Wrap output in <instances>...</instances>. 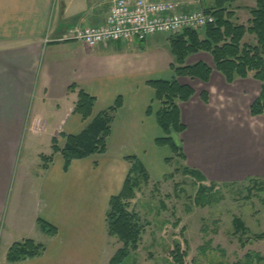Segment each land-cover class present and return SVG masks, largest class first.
<instances>
[{
  "label": "crops",
  "instance_id": "obj_1",
  "mask_svg": "<svg viewBox=\"0 0 264 264\" xmlns=\"http://www.w3.org/2000/svg\"><path fill=\"white\" fill-rule=\"evenodd\" d=\"M111 5L112 0H0V264H10L9 250L26 240L44 245L46 251L16 264H100L109 202L122 192L131 171L127 158L137 157L148 170L165 157L159 152L166 147L156 144L165 137L157 122L161 106L148 82L171 81L174 73L170 79L125 74L102 56L113 46L133 43L94 50L61 41L72 29L103 24ZM193 5L187 1L184 10ZM204 63L213 69L208 83L178 79L195 95L179 103L187 131L176 135L182 143L173 138L187 164L207 175L193 158L206 157L204 140L219 136L212 128L207 131L214 126L209 118L218 119L220 111L235 107L236 92L242 93V83L248 80L228 84L213 60ZM73 86L76 91H71ZM79 91L97 100L88 121L75 113ZM119 98L122 106L114 117L107 153L75 160L66 170L63 156L53 154V140L63 147L62 136L80 135ZM192 129L193 145L185 140ZM42 156H53L47 169ZM219 173L207 177L221 180ZM39 220L57 228L58 234L47 236Z\"/></svg>",
  "mask_w": 264,
  "mask_h": 264
},
{
  "label": "rangeland",
  "instance_id": "obj_2",
  "mask_svg": "<svg viewBox=\"0 0 264 264\" xmlns=\"http://www.w3.org/2000/svg\"><path fill=\"white\" fill-rule=\"evenodd\" d=\"M204 1L198 0L190 10L206 13ZM255 8L254 0H240L233 6L234 23L248 27ZM169 38L158 35L146 43L135 42L118 49L113 46L102 56L116 71L170 79V62L174 63V59ZM245 42L256 44V39L247 36ZM208 60L213 59L200 53L191 56L187 65ZM242 85V93L236 88L235 107L222 110L223 114L220 111L218 119L209 118L214 126L206 127L207 131L212 128L220 133L216 137L205 136L206 157L193 158V164H199L209 177L218 176L219 169L221 180H209L203 174L207 179L204 185L216 184V191L205 195L204 202L198 205L199 183L183 174L184 168L191 167L180 158H173L169 148L161 149L159 153L165 157L149 167V183L139 179L140 188L131 202L130 210L148 225L139 250L125 264H175L173 253L177 247L186 254L184 264H264V116L255 118L250 114L252 104L260 96L261 84L255 86L250 79ZM195 86L200 90L198 84ZM193 135L195 139V129L185 138L192 145ZM173 136L182 143L180 137ZM167 159H172V165ZM236 219L242 220L246 230L236 228ZM121 248L117 239L107 237L100 264H110ZM249 254L259 255L262 260H249Z\"/></svg>",
  "mask_w": 264,
  "mask_h": 264
},
{
  "label": "trees",
  "instance_id": "obj_3",
  "mask_svg": "<svg viewBox=\"0 0 264 264\" xmlns=\"http://www.w3.org/2000/svg\"><path fill=\"white\" fill-rule=\"evenodd\" d=\"M239 1L212 0L211 3L204 1L207 8L206 14L212 16L215 23L204 31H186L181 35L170 36L171 54L174 59L171 70L174 78L171 81L148 82L156 93V101L161 106L157 114V122L165 135L164 138L158 139L156 144L159 147L169 148L173 158H180L187 162L186 154L174 140L173 134L180 136L187 131L181 118L179 103H187L195 95L192 87L180 84L178 79L191 78L208 83L213 74V69L204 62L188 66L187 61L191 56L200 53L210 55L215 69L225 77L228 84H234L237 80L250 79L261 83L260 96L252 104L250 114L255 118L264 116V0H254L256 8L251 11L252 19L248 27L234 23L236 15L233 6ZM247 36H254L256 44L246 43ZM76 90L75 86L71 87V91ZM204 98L205 102H208L206 94ZM96 103L97 100L94 97L79 91L75 113L84 121H88L93 116ZM121 106L122 100L119 98L112 108L94 118L80 135L62 136L65 140L63 147H60L57 139L53 140V154L60 153L63 156L66 170L75 160L107 153L114 117ZM172 159H167L166 162L172 165ZM41 160L43 167L47 169V165L53 162V156H42ZM127 161L131 165V171L122 192L111 198L105 216L108 237L117 239L122 245V248L110 260V264H125L139 250L148 225L138 213L131 211L130 207L135 199L136 191L140 188L139 179L142 177L146 183H149L151 176L137 157H129ZM183 174L199 183V194L196 199L198 205L204 202L202 200L209 193L216 191V184L204 185L207 179L199 170L187 167L183 169ZM38 224L47 236L54 237L58 234V229L49 223L39 220ZM235 226L238 230H246L240 219L235 220ZM45 251L44 245L36 244L33 240H26L12 246L7 261L10 264H16L33 260L41 257ZM185 255L180 247H177L173 253L175 264H184ZM253 257L262 260L259 255L247 256L249 260Z\"/></svg>",
  "mask_w": 264,
  "mask_h": 264
},
{
  "label": "built area",
  "instance_id": "obj_4",
  "mask_svg": "<svg viewBox=\"0 0 264 264\" xmlns=\"http://www.w3.org/2000/svg\"><path fill=\"white\" fill-rule=\"evenodd\" d=\"M187 1L198 3V0H112L103 24L72 29L61 41L81 43L95 50L111 43H146L158 35L204 31L215 23L202 10L185 11Z\"/></svg>",
  "mask_w": 264,
  "mask_h": 264
}]
</instances>
